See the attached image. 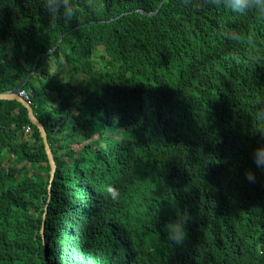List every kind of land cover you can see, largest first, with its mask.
<instances>
[{
	"label": "trees",
	"instance_id": "1",
	"mask_svg": "<svg viewBox=\"0 0 264 264\" xmlns=\"http://www.w3.org/2000/svg\"><path fill=\"white\" fill-rule=\"evenodd\" d=\"M162 1L0 0V264H264V14Z\"/></svg>",
	"mask_w": 264,
	"mask_h": 264
},
{
	"label": "clouds",
	"instance_id": "2",
	"mask_svg": "<svg viewBox=\"0 0 264 264\" xmlns=\"http://www.w3.org/2000/svg\"><path fill=\"white\" fill-rule=\"evenodd\" d=\"M225 3L226 6L231 8L233 11H243L246 8L255 6L261 14H264V0H225ZM51 6L52 5L49 4V7ZM232 38L237 39L238 37L233 35ZM253 162L256 168L264 169V155H261L259 151L254 155ZM245 178L250 182L254 181L255 174L249 170L245 173ZM105 193L108 198L114 201L119 197V190L112 185H108L106 187ZM184 219L186 218L176 219L165 225L168 239L177 245L181 244L186 236L185 224L182 222Z\"/></svg>",
	"mask_w": 264,
	"mask_h": 264
},
{
	"label": "water",
	"instance_id": "3",
	"mask_svg": "<svg viewBox=\"0 0 264 264\" xmlns=\"http://www.w3.org/2000/svg\"><path fill=\"white\" fill-rule=\"evenodd\" d=\"M164 1L165 0H163L161 2L159 8L156 11H154V12L149 13V12L142 11V10H138V11L143 13V14H145V15H148V16H154V15H156L159 12V10L162 7ZM62 39H63V36L59 39L58 44L62 41ZM58 44L53 49H51L48 53H53L57 49ZM40 57L41 56H38V58H37V60L35 62V67H36L37 62L40 59ZM31 75H32V72L28 75V77L25 79V81L23 83L19 84L13 90L8 91V92H0V100H11V101L14 100V101H17V102H20L27 109V112H28L27 114H28L29 120L31 121V123L34 126H36L38 128V130L40 132V135H41V137L43 139V142H44V145H45V150L47 152L49 163H50L51 180H54L55 173H56V170H57V165H56V162H55V159H54V154H53L52 149L50 147V144L48 142L47 133H46L44 124L40 121V119H38V117L34 113V110H33L31 102H27L20 95V92L24 89L25 83L28 81V79L30 78ZM49 190H50L49 191V200H50L51 197H52V194H51V189H49ZM43 225H45V223Z\"/></svg>",
	"mask_w": 264,
	"mask_h": 264
},
{
	"label": "rangeland",
	"instance_id": "4",
	"mask_svg": "<svg viewBox=\"0 0 264 264\" xmlns=\"http://www.w3.org/2000/svg\"><path fill=\"white\" fill-rule=\"evenodd\" d=\"M101 53H103V50H102V49H99V50L96 52V57H98ZM96 63H97V61H96ZM26 136H27V135H26ZM103 145H104V143H103ZM20 165H21V164H20ZM20 165H19V166H20ZM7 166H8V164L6 163V164H5V167H7ZM33 171H34V172H38V173L45 174L46 171H47V167L44 166V165H39V166L35 167ZM65 202H66V201H65Z\"/></svg>",
	"mask_w": 264,
	"mask_h": 264
},
{
	"label": "bare ground",
	"instance_id": "5",
	"mask_svg": "<svg viewBox=\"0 0 264 264\" xmlns=\"http://www.w3.org/2000/svg\"><path fill=\"white\" fill-rule=\"evenodd\" d=\"M138 10H142V9H136L135 11L136 12H139ZM142 11H145V10H142ZM146 12H148V11H146ZM152 12H154V11H152ZM139 13H141V12H139ZM149 13H151V12H149ZM141 14H143V13H141ZM143 15H145V14H143ZM148 16V15H147ZM27 83V82H26ZM25 83V84H26ZM25 87V86H24ZM24 93H26V95L28 96V98H26L25 96H24ZM20 95L27 101V102H31V97H32V92H27V91H25L24 89L20 92ZM33 110H34V108H33ZM35 113V112H34ZM36 114V113H35ZM37 116V115H36ZM29 126H27V127H25V130H27V128H28ZM29 129H30V127H29Z\"/></svg>",
	"mask_w": 264,
	"mask_h": 264
},
{
	"label": "built area",
	"instance_id": "6",
	"mask_svg": "<svg viewBox=\"0 0 264 264\" xmlns=\"http://www.w3.org/2000/svg\"><path fill=\"white\" fill-rule=\"evenodd\" d=\"M24 96H25L26 98H28V96L26 95V93H24ZM27 130H29V127L27 128Z\"/></svg>",
	"mask_w": 264,
	"mask_h": 264
}]
</instances>
